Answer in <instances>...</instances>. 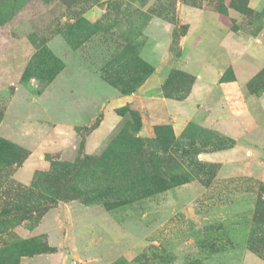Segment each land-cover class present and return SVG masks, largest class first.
Wrapping results in <instances>:
<instances>
[{
  "label": "rangeland",
  "instance_id": "374dc122",
  "mask_svg": "<svg viewBox=\"0 0 264 264\" xmlns=\"http://www.w3.org/2000/svg\"><path fill=\"white\" fill-rule=\"evenodd\" d=\"M0 44V264H264V0H0Z\"/></svg>",
  "mask_w": 264,
  "mask_h": 264
},
{
  "label": "crops",
  "instance_id": "0c3cea01",
  "mask_svg": "<svg viewBox=\"0 0 264 264\" xmlns=\"http://www.w3.org/2000/svg\"><path fill=\"white\" fill-rule=\"evenodd\" d=\"M3 46H4L3 44H0V51L3 50ZM0 58H2V57H0ZM3 60L6 61L7 75H5V74L0 75V90L4 89L7 85H10L16 81V79H10V74H11L12 66L13 67H14V65H15V67L18 66V65H16L18 60L14 62V65H12L13 63L11 62L9 57H6V59L2 58V61ZM252 61H253V59H252ZM260 61H262L261 55H256L254 62H260ZM5 77H7V78H5ZM160 83H161V79L158 76V74L153 73L151 76H149L146 79L144 84L138 88L137 92L134 93L133 96H135V97L145 96L148 98L163 99L162 90L160 88ZM201 84H202V82H201ZM203 88L204 87H199V85H198V87L197 86L194 87V89H192V91H190L189 96L184 101L185 104H187V102L189 103L190 100H198V99L202 98L204 95ZM127 98H129V97H127ZM126 100H129V99H126ZM119 104H122V102L120 101Z\"/></svg>",
  "mask_w": 264,
  "mask_h": 264
}]
</instances>
